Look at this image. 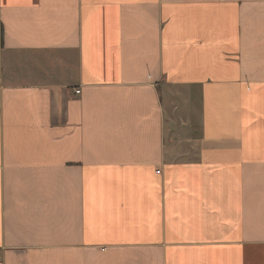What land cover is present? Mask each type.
Here are the masks:
<instances>
[{
	"label": "crops",
	"instance_id": "crops-1",
	"mask_svg": "<svg viewBox=\"0 0 264 264\" xmlns=\"http://www.w3.org/2000/svg\"><path fill=\"white\" fill-rule=\"evenodd\" d=\"M0 264H264V0H0Z\"/></svg>",
	"mask_w": 264,
	"mask_h": 264
},
{
	"label": "built area",
	"instance_id": "built-area-1",
	"mask_svg": "<svg viewBox=\"0 0 264 264\" xmlns=\"http://www.w3.org/2000/svg\"><path fill=\"white\" fill-rule=\"evenodd\" d=\"M80 92V90H76V93H79Z\"/></svg>",
	"mask_w": 264,
	"mask_h": 264
}]
</instances>
